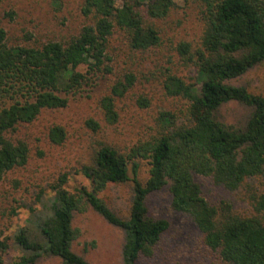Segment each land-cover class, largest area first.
<instances>
[{"label":"trees","instance_id":"obj_1","mask_svg":"<svg viewBox=\"0 0 264 264\" xmlns=\"http://www.w3.org/2000/svg\"><path fill=\"white\" fill-rule=\"evenodd\" d=\"M201 10L202 31L198 44L176 46L194 76L166 73L161 87L167 97L186 104L183 111H158L152 116L150 133L124 150L106 139L96 140L80 160L78 172L87 185L66 187L68 174L61 173L50 185L51 195L39 207H30L24 225L13 234L22 254L11 264H35L38 257L52 255L59 264H91L71 249L76 236L71 227L74 212L91 208L124 233V264H139L151 257L168 222L148 214V196L164 186L173 210L187 214L202 234L207 247L227 264H264V183L253 196L257 215L241 216L227 201L212 204L201 193L195 176L210 179L227 190L237 189L245 179L264 172V96L230 81L250 68L264 64V0H195ZM174 0H82L79 13L85 19L76 34L65 41L36 43L10 41L0 26V180L23 166L29 147L11 134L32 122L43 109L65 107L90 75L112 73L108 53L110 38L122 32L130 50H146L159 43L153 25L143 19L165 17ZM142 8V12L140 11ZM85 67L84 71L79 68ZM131 73L115 76L97 101L102 122L85 121L93 133L116 124V101L134 83ZM236 101L250 108L242 126L218 118L220 106ZM134 104L147 108L150 99L137 95ZM55 145L66 133L53 125L47 132ZM139 159L149 164L144 183L137 178ZM131 174V177H130ZM132 182L127 217L112 211L98 196L108 184ZM8 241L0 238V264Z\"/></svg>","mask_w":264,"mask_h":264},{"label":"rangeland","instance_id":"obj_2","mask_svg":"<svg viewBox=\"0 0 264 264\" xmlns=\"http://www.w3.org/2000/svg\"><path fill=\"white\" fill-rule=\"evenodd\" d=\"M82 0H0V26L10 41L36 43L48 40L65 41L76 34L85 19L79 13ZM142 12V8H140ZM143 19L159 34V43L146 50H130L122 32L116 31L110 38L108 53L112 73L104 76L90 75V79L73 95L65 107L43 109L30 123L22 124L11 134L24 140L29 147L27 162L7 171L0 180V238L8 241L3 253L5 264L18 260L22 254L13 242V234L24 225L30 207H39L42 200L51 195L50 185L59 174L66 172V187L72 190L87 180L78 172L80 160L86 161L88 149L96 140L106 139L112 146L124 150L150 133L152 116L163 110L179 114L186 104L178 97L164 95L161 81L166 73L186 78L194 76L192 67L185 65L176 52L181 41L198 44L202 31L201 10L195 0H174L168 14L160 19ZM84 71L85 67L79 68ZM131 73L134 83L128 92L116 101L118 120L113 126H104L93 133L86 125L88 118L102 122L96 103L106 93L115 76ZM243 85L247 90L264 96V64L250 68L242 76L230 81ZM137 95L150 99L147 108L134 104ZM250 108L236 101L222 104L218 118L234 126H242ZM61 126L66 137L59 145L48 140V129ZM148 133V134H147ZM104 138V139H103ZM149 164L139 159L137 178L144 183L148 178ZM131 177V174H130ZM204 198L212 204L227 201L234 212L241 216L257 215L253 196L262 191L264 172L247 178L235 190L214 185L210 179L195 176ZM132 182L108 184L98 196L121 217H127L131 204ZM148 214L164 218L168 222L151 257H140L139 264H227L217 251L207 247L202 234L182 212L170 206L167 186L153 191L147 200ZM71 227L76 236L71 249L91 264H124L122 229L108 223L91 208L74 212ZM56 256L42 255L35 264H59Z\"/></svg>","mask_w":264,"mask_h":264}]
</instances>
